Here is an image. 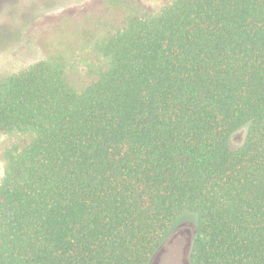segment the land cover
Segmentation results:
<instances>
[{"label":"trees","instance_id":"trees-1","mask_svg":"<svg viewBox=\"0 0 264 264\" xmlns=\"http://www.w3.org/2000/svg\"><path fill=\"white\" fill-rule=\"evenodd\" d=\"M97 52L80 90L60 56L0 79V134L32 135L0 264H150L187 215L191 264H264V0H173Z\"/></svg>","mask_w":264,"mask_h":264},{"label":"rangeland","instance_id":"rangeland-1","mask_svg":"<svg viewBox=\"0 0 264 264\" xmlns=\"http://www.w3.org/2000/svg\"><path fill=\"white\" fill-rule=\"evenodd\" d=\"M172 1L0 0V79L60 56L71 85L83 89L104 68L97 52L102 41L123 28L129 18L155 14ZM31 139V134H0V181L4 153L24 147ZM182 218L191 225L176 229L150 264H191L195 218Z\"/></svg>","mask_w":264,"mask_h":264},{"label":"water","instance_id":"water-1","mask_svg":"<svg viewBox=\"0 0 264 264\" xmlns=\"http://www.w3.org/2000/svg\"><path fill=\"white\" fill-rule=\"evenodd\" d=\"M244 131H238L233 135V139L237 138L238 141H236V144H240V142L243 140Z\"/></svg>","mask_w":264,"mask_h":264}]
</instances>
